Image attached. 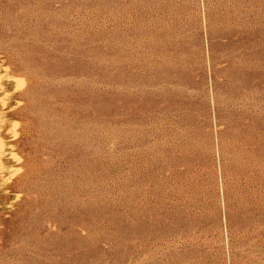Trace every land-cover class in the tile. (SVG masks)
Instances as JSON below:
<instances>
[{
  "label": "rangeland",
  "instance_id": "rangeland-1",
  "mask_svg": "<svg viewBox=\"0 0 264 264\" xmlns=\"http://www.w3.org/2000/svg\"><path fill=\"white\" fill-rule=\"evenodd\" d=\"M0 264H264V0H0Z\"/></svg>",
  "mask_w": 264,
  "mask_h": 264
},
{
  "label": "bare ground",
  "instance_id": "bare-ground-1",
  "mask_svg": "<svg viewBox=\"0 0 264 264\" xmlns=\"http://www.w3.org/2000/svg\"><path fill=\"white\" fill-rule=\"evenodd\" d=\"M1 147V146H0ZM1 155H2V152H0V163H1Z\"/></svg>",
  "mask_w": 264,
  "mask_h": 264
}]
</instances>
